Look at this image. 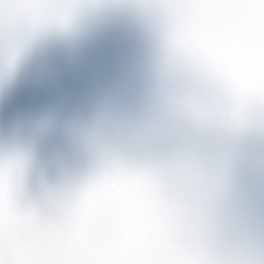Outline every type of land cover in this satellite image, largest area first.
<instances>
[{
    "label": "clouds",
    "instance_id": "clouds-1",
    "mask_svg": "<svg viewBox=\"0 0 264 264\" xmlns=\"http://www.w3.org/2000/svg\"><path fill=\"white\" fill-rule=\"evenodd\" d=\"M0 264H264V0H0Z\"/></svg>",
    "mask_w": 264,
    "mask_h": 264
}]
</instances>
